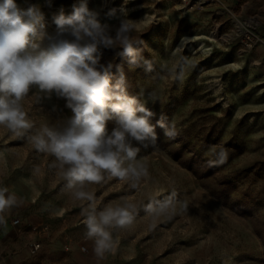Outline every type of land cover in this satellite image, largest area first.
Masks as SVG:
<instances>
[{"label":"rangeland","instance_id":"374dc122","mask_svg":"<svg viewBox=\"0 0 264 264\" xmlns=\"http://www.w3.org/2000/svg\"><path fill=\"white\" fill-rule=\"evenodd\" d=\"M79 2L16 0L22 9L40 7L48 35L56 32L53 16L61 10L70 14ZM177 2L87 0L102 23L115 27L127 18L135 24L132 38L142 44L134 47L153 62L152 71L143 60L131 66L129 57L117 55L119 48L102 49L101 63L113 64V83L120 65L128 95L155 113L150 122L163 116L176 133L169 138L156 127V146L141 148L137 160L148 176L136 190L115 178L86 186L98 210L125 200L138 207L132 224L110 229L115 252L98 261L92 240L88 251L81 249L86 202L76 200L59 170L49 167L54 157L37 152L30 141L44 125L62 130L72 112L55 93L49 99L32 89L22 103L33 128L18 138L0 127V187L18 198L0 224V234L12 233L0 249L5 264H264V0H223L189 11ZM111 9L115 16L107 15ZM251 31L262 37L253 48L243 42ZM37 43V52L49 47L47 38ZM182 60L183 79L176 80L172 75ZM150 93L157 102L149 100ZM113 127L109 121L108 131ZM222 148L226 161L208 167ZM173 191L177 214L158 218L153 227L144 205ZM182 202L185 211L179 210ZM18 215L49 224L37 252L26 240L7 246L18 233L12 224Z\"/></svg>","mask_w":264,"mask_h":264},{"label":"clouds","instance_id":"9594fccd","mask_svg":"<svg viewBox=\"0 0 264 264\" xmlns=\"http://www.w3.org/2000/svg\"><path fill=\"white\" fill-rule=\"evenodd\" d=\"M46 2L51 6L52 0ZM115 14L116 10L111 9L107 15ZM98 16L87 0H80L70 14L61 10L53 16L56 32L48 35L39 6L22 9L16 0H0V127L18 138H24L33 128L22 103L32 89L46 98L55 93L65 100V107L72 112L67 126L57 130L44 125L30 141L37 152L54 157L49 167L59 170L76 200L86 202L82 206L85 238L94 242L93 251L99 261L116 250L110 229L132 224L138 207L125 200L98 210L95 193L86 191V186L115 178L136 190L138 182L148 176L146 165L137 160L141 148L156 146V127L164 129L169 138L176 133L163 116L156 124L150 122L155 113L137 97L128 95L120 65L115 66L119 76L113 83V64L101 63L102 49L119 48L117 55L129 57L131 66L139 67L143 60L145 70L152 71L153 62L134 47L142 44L132 38L135 24L123 18L114 27L102 23ZM45 38L49 47L37 52V42ZM186 63L182 60L179 70L175 67L174 79H183ZM158 99L155 93L149 94L153 103ZM109 121L115 122L110 132ZM226 159L227 151L222 148L220 159L209 161L208 167H217ZM176 195L173 191L163 200L150 198L144 205L143 211L153 218V227L158 218L171 219L177 214ZM17 204L15 193L0 187V224L6 223L4 213ZM186 209L187 204L182 202L179 210Z\"/></svg>","mask_w":264,"mask_h":264},{"label":"built area","instance_id":"2783aa9c","mask_svg":"<svg viewBox=\"0 0 264 264\" xmlns=\"http://www.w3.org/2000/svg\"><path fill=\"white\" fill-rule=\"evenodd\" d=\"M177 5L186 11L205 8L210 4L216 2H222L223 0H177ZM262 39L261 35L255 31H251L245 35L243 42L250 48H253L260 40ZM12 224L17 227L18 235L24 238L27 241V244L30 246L33 252H37L42 247V234L49 231L50 226L45 222H35L27 221L20 215L15 216L12 220ZM87 239L84 237L81 249L83 251H88ZM69 248V247H68Z\"/></svg>","mask_w":264,"mask_h":264},{"label":"crops","instance_id":"0c3cea01","mask_svg":"<svg viewBox=\"0 0 264 264\" xmlns=\"http://www.w3.org/2000/svg\"><path fill=\"white\" fill-rule=\"evenodd\" d=\"M6 213H8V211ZM10 234H12V233L10 232ZM10 234H9V231L7 229L4 231V233H3V231L1 232V234H0V249H2V247L5 245L6 239H8L11 236ZM23 242H24V238L19 236L17 233V235L14 236L13 239L8 242L7 246L9 247L10 245H20ZM2 257L4 258V260L0 259V264H5L6 263L5 256L3 255Z\"/></svg>","mask_w":264,"mask_h":264},{"label":"bare ground","instance_id":"6f19581e","mask_svg":"<svg viewBox=\"0 0 264 264\" xmlns=\"http://www.w3.org/2000/svg\"><path fill=\"white\" fill-rule=\"evenodd\" d=\"M199 37H201V36H199ZM203 43H201V45H202Z\"/></svg>","mask_w":264,"mask_h":264}]
</instances>
